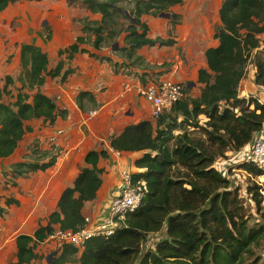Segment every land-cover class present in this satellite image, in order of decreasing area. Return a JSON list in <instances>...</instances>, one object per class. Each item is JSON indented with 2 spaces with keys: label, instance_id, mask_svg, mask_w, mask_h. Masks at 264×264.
<instances>
[{
  "label": "trees",
  "instance_id": "16d2710c",
  "mask_svg": "<svg viewBox=\"0 0 264 264\" xmlns=\"http://www.w3.org/2000/svg\"><path fill=\"white\" fill-rule=\"evenodd\" d=\"M18 1L32 0H0V15ZM66 1L69 5L81 1L100 19H81L82 34L57 51L59 60L51 68L46 51L31 42L20 45L17 93L10 89L15 83L12 76H4V83H0V158L10 156L24 134L32 130L28 121L53 123L58 114L64 113L41 90L46 76L61 75L64 81L73 71L63 70V54L68 60L78 52L96 56L81 45L112 47L124 33L122 45L114 50L128 61L126 65H134L141 60L139 48L173 43L170 38L148 37V26L141 16H157L182 3L130 0L132 8L127 10L121 6L124 0ZM218 16L220 26L213 34L218 42L205 50L206 67L198 69L197 82L202 85L198 95L189 96L191 87L185 85V95L157 120L126 124L109 138V147L114 151L142 153L133 162L142 170L132 173L134 181L143 179L147 184L139 206L112 234L93 236L81 248L65 243L54 250L47 264H264V253H256L264 241V223H249L252 215L242 205L237 188L213 166L216 155H222L225 148L236 152L245 147L264 121V103L253 96L238 95L251 56L256 68L254 83L264 87V49L259 50L264 42V0H223ZM6 97L13 100L7 101ZM83 98L90 101L92 96L89 91L78 94L81 108ZM201 115L205 118L203 126L199 125ZM189 128L202 130L205 138L194 137ZM107 156L106 149L85 153L84 165L72 185L60 193L46 223L39 224L31 234L15 237V260L8 264H31L38 259L36 246L56 228L75 231L83 226L82 207L96 198L102 184L104 169L97 166L98 160ZM55 163L54 155L47 161H19L4 175L25 176ZM239 165L264 177V169L252 163ZM12 185L16 183L12 181ZM259 188L254 184L248 190L256 212L264 217ZM17 204L14 197L2 200L0 196V217L8 206ZM164 226L165 236L153 246L144 247L148 234L160 232Z\"/></svg>",
  "mask_w": 264,
  "mask_h": 264
},
{
  "label": "crops",
  "instance_id": "0c3cea01",
  "mask_svg": "<svg viewBox=\"0 0 264 264\" xmlns=\"http://www.w3.org/2000/svg\"><path fill=\"white\" fill-rule=\"evenodd\" d=\"M222 1L182 0L181 4H176L169 9L168 17L160 16V14L157 16L142 15V21L148 26V37L152 39L170 38L173 43L139 48L137 54L141 60L134 65H126L128 61L114 50L115 47L122 45L124 33L118 37V43L112 47L104 45L96 49L91 44L81 45L96 56H91L87 52H78L71 60H68L66 54L62 55L61 58L65 61L63 70L71 68L73 71L67 75L64 81H61V75L53 78L46 76L41 90L53 98L58 109L64 113L58 114L53 123L42 119L28 121L26 124L32 130L25 134L40 137L39 143L43 144L42 147L45 150L44 141L48 142L49 136L53 135L57 129H63L65 132L58 139V144L63 147V154L57 157L56 163L52 167L16 178H11L9 174L4 175V173H9L10 166L16 162L35 160L26 159L27 157L22 156L23 154H17L18 146L10 156L0 158V162H2L0 163L2 165L0 174L5 176L1 180L6 183L3 184L7 189L6 197L11 196L17 199L18 204L15 206H21L23 199L26 198L31 201L30 209L28 207L29 214L26 213L23 217L34 216L47 209H50V213L56 208L63 189L72 185L79 169L73 161L76 151H73L75 144L71 138L73 136L71 131H75L77 128L80 130V126L86 123L88 129L84 137H90L88 138L90 149H106L108 156L98 160L97 166L103 168L104 172L96 198L86 201L81 212L83 217H90L93 222L105 218L108 204L117 192L120 183L118 172L128 170L133 173L142 170L136 168L133 163L142 153L112 150L109 147L110 136L117 134L129 123H137L141 120L153 122L150 103L139 94L140 86L162 80H172L191 88L200 84L197 82L198 69L206 67L205 50L208 47L216 46L218 42L213 34L220 26L218 11ZM85 10L90 14V19H100L99 14H92L86 6ZM176 16H178L177 20H175ZM77 24L78 26L72 27V30L70 26L65 30L66 43L63 47L57 48V51L71 44L77 36L82 34V25ZM262 43H260V47L263 45ZM107 58H110L111 62ZM115 62L118 63L117 67L113 66ZM48 66L51 68L50 59ZM255 70V66L250 69L252 80ZM239 87L241 89L238 93L239 96H241L240 94L247 96V93H252L259 88L254 82L252 83L244 77L241 79ZM81 91H89L92 96L90 101L87 98L82 99L83 108L78 105L77 101ZM93 110L96 111V114L86 118V113ZM88 120H90V125H88ZM97 142H102L103 147L96 144ZM25 152L31 154L30 149ZM46 152L44 151V153ZM48 158L49 156L41 161H47ZM9 179H12L16 185H12V181ZM2 195L0 192L1 197ZM4 198L2 197V200ZM41 205H44V209H39ZM9 210L8 206L5 213ZM3 236L0 228V257H2L3 263L7 264L3 257L4 242L1 239Z\"/></svg>",
  "mask_w": 264,
  "mask_h": 264
},
{
  "label": "rangeland",
  "instance_id": "374dc122",
  "mask_svg": "<svg viewBox=\"0 0 264 264\" xmlns=\"http://www.w3.org/2000/svg\"><path fill=\"white\" fill-rule=\"evenodd\" d=\"M121 6L128 10L132 8V3L130 0H124ZM83 18L90 19V14L86 12L85 6L81 1L69 5L66 0H32L18 1L9 5L0 15V83H4V76H12L15 79V83L10 86V89L13 94L17 93V88L20 87V83L16 78L21 68L19 52L22 43L31 42L45 50L50 59V67H54L59 60L56 53L57 48L63 47L67 40V38H65V30H67L69 26L72 30V27L75 28L78 26L77 23L81 25V19ZM262 44L259 50L264 49V42ZM253 66L254 59L251 56L246 64L244 78L249 79L252 83L254 79L252 80L250 69H253ZM200 87L201 85L198 84L187 93L189 96L194 97L195 94L199 93ZM258 87L256 91L247 93V96L240 94V97L247 98L253 96L259 99V103H264V87ZM239 88L240 87H238V93L239 90L241 91ZM5 99L7 101L13 100V98L11 99L8 97ZM86 114L85 117L88 118V113ZM198 119L199 125L203 126L205 121L204 116L201 115ZM87 122L88 125H90V120ZM87 129L86 123H83L80 126V130L77 128V130L71 131V135L73 134L71 138L75 144L73 148L75 150L73 151H76L73 156V161L78 169L83 166V157L90 149V140L88 139L90 137H84L86 136ZM188 130L194 137L198 136L202 139L205 138L202 130L198 128H189ZM39 139L40 137L25 134L17 147L16 153L20 155L23 154L22 156H26V159L40 161L48 156L50 157V155L56 156L55 154H57L58 156L63 154V147L60 144L52 145L50 142L46 141H44L46 149L43 150V144L39 143ZM205 143L208 145L207 141H205ZM96 144L103 147L102 142H97ZM27 149H30L31 154L25 152ZM34 149H36V151H34ZM44 151L47 152L44 153ZM238 156L239 155L235 156V153L225 148L222 155H216L213 166L218 173L228 178L232 182V185L237 188V193L242 205L246 211L252 215V219L249 223H258V221L264 223V217L261 216L260 212H256V206L251 196L252 192L248 190V187L254 184L260 186L259 192L263 195V202L261 205L264 207V177L249 173L240 166V162L236 160ZM1 168L2 165H0V171ZM119 173L120 171L118 175ZM3 177L5 176L0 174V192L3 194L2 197H6L7 195L5 194L7 193V189L5 185H3L6 183L1 180ZM9 180L13 181L12 179ZM39 181L41 182L42 179ZM46 204L47 206L49 205L48 202ZM30 206V199H23L21 206H9V212L5 213L4 216L0 218L1 233L4 235L1 238L4 242L3 257L5 261H7V264L15 260L16 248L14 237L21 233H32L39 224H45L47 221L50 209L36 213L34 216L23 217L26 213L29 214ZM39 209H44V205H41ZM262 211H264V209ZM164 236L165 226L160 232L149 233L144 247L153 246L159 238H163ZM59 244L60 243L56 240H49L46 238L42 243L36 246L35 251L39 255V258L34 260L32 264H46L47 261L51 259L54 250L57 248L60 249L65 243ZM256 253L259 255L264 253V241L259 249L256 250ZM0 264H4L2 257H0Z\"/></svg>",
  "mask_w": 264,
  "mask_h": 264
},
{
  "label": "built area",
  "instance_id": "2783aa9c",
  "mask_svg": "<svg viewBox=\"0 0 264 264\" xmlns=\"http://www.w3.org/2000/svg\"><path fill=\"white\" fill-rule=\"evenodd\" d=\"M139 94L149 101L153 121L157 120L162 112L170 110L185 95L184 85L172 80H162L140 86ZM95 114V110L89 111L88 117ZM63 132V129H57L53 135L49 136L48 142L58 145V139ZM233 153L235 156L239 155L236 160L240 163H252L264 169V121L252 140L245 147ZM55 155L56 159L60 156ZM119 176L120 183L117 192L108 204L104 219L93 222L90 217H84L83 226L77 230L56 228L47 238L56 240L60 244L69 243L81 248L87 239L97 235H110L116 228L123 225L126 215L139 206L141 198L147 191V184L143 179L134 181L132 172L127 170H121Z\"/></svg>",
  "mask_w": 264,
  "mask_h": 264
},
{
  "label": "water",
  "instance_id": "95a60500",
  "mask_svg": "<svg viewBox=\"0 0 264 264\" xmlns=\"http://www.w3.org/2000/svg\"><path fill=\"white\" fill-rule=\"evenodd\" d=\"M126 13H127V12H126ZM160 16L168 17V16H169V13H168V12H162V13H160Z\"/></svg>",
  "mask_w": 264,
  "mask_h": 264
}]
</instances>
